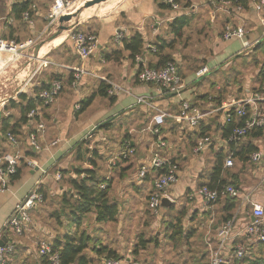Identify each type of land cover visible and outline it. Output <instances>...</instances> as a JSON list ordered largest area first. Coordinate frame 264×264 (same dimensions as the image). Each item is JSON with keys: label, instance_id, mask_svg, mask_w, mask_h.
Segmentation results:
<instances>
[{"label": "crops", "instance_id": "1", "mask_svg": "<svg viewBox=\"0 0 264 264\" xmlns=\"http://www.w3.org/2000/svg\"><path fill=\"white\" fill-rule=\"evenodd\" d=\"M39 1L44 2L43 6L38 3L34 5L36 14L32 19L28 18L29 21H26L28 26L24 23L26 26L20 34V37H28L25 43L33 40L34 36L31 35L39 29L46 15V7L49 1ZM209 1L206 0L197 9L193 3L189 7L192 9L195 6L191 14L203 9ZM14 4L15 0H0V38L8 36L9 27L15 25L11 17V8ZM235 9L236 6L232 8V5L228 10H223L221 13H215L214 9L209 13L208 20L202 18L194 26L193 32L189 35L192 46L189 58L194 65L199 66V70L204 69L206 73L198 81L190 83L195 74L185 80L179 72V76L186 84L180 96L161 94L154 85L139 83L137 80L139 66L142 65L146 68L151 62H155L150 57L151 54L144 52L142 56H136L141 61L136 62L135 57V62H132L128 58V53L122 50V45L114 43L113 37L121 28L126 31L125 37H129L136 30L148 35V42H145L146 48L154 44L158 35L162 36V32L166 31L168 24L173 19L163 20L162 13L158 11L153 0H135L134 4L111 21L83 23L77 26L78 28H80L79 26L82 27L81 31L77 30L78 32L93 35L97 39L98 48L88 61L82 63L78 60L72 43L68 41L69 57L72 59L69 66H83L88 71L93 72L96 78H83L74 89L67 84L70 73L57 70L59 74H62V90L54 104L43 114L41 124L44 130L42 132L37 131L36 135L37 143L41 149L35 153L38 159H32L37 162L40 169L46 170L48 175L44 178L40 170L27 168L23 170L19 179L10 183L7 192L0 194V232L3 225L12 216L17 202L33 191L36 184L42 185L51 199V202H42L40 207L38 206L29 212L33 224L30 231L17 240V253L14 255L17 264L28 259L37 260L38 244L41 241L51 243L55 237H59L60 240L73 238V246L83 244V253L90 260V263L87 261V264H102L103 257L97 255L101 246L108 249L109 253H115L122 264H134L131 261L132 258L134 260L132 252L140 244L145 245L142 248L144 250L140 251V264H151L147 257H143L144 254L146 255L147 249H206L204 251L209 254V249H215L217 245L216 229L221 225L219 220L223 201L216 202L210 211H203L201 200L196 195V191L207 185L215 188L222 180L226 181L228 185H233L240 193L248 194L253 202L264 208V158L259 164H253L250 161V156L247 164H242L234 159L231 168H225L222 164L218 182L214 181V178L210 179V174L216 163L215 158L228 156L229 152L233 150L236 152L237 147H239L237 145L233 148L227 144V139L220 132L225 127L223 118L225 113L214 110L201 120L212 126V130L215 132L209 138L210 145L199 155H195L193 149L190 152L187 146L183 144L185 134L191 132L192 129H187L186 125H178L173 120H166L161 128L160 140L164 145L160 149V154L170 161L175 159L176 164L180 165L178 182L168 191L171 205L165 214L161 213V215L156 216L148 209L147 199L155 179L152 174L154 169L150 164V151L158 141L145 131L151 119V113L144 106L135 105L134 97H149L156 107L170 115H178L182 100L192 103L194 107L202 111H207L213 106H216L215 109H217L228 101L239 102L253 94H258L253 91V88L257 87L255 80L260 72H264V55L260 50L255 51V48L264 40L246 51H242V45L239 43L240 45L237 49L235 48L236 50H232L225 56L218 50L221 42L229 41H225L220 35L228 25L233 28L242 27L246 32L245 39L250 43L259 39L258 18L250 5L247 3V8L239 12ZM212 14L214 15L213 19ZM152 27L154 28L152 29ZM43 29L40 30L41 33ZM211 35L214 40L209 46L206 41ZM164 38L165 36H163ZM233 40H236L233 43L238 44L237 41L239 40ZM59 47L52 48L46 55L47 58L51 60L54 51L62 52L58 49ZM241 52H245V54ZM237 53L241 54L238 55ZM66 57L63 56L62 52L61 60ZM242 57L249 58V62L237 66V68L239 67L236 70L238 73L233 75V78L229 79V77L222 76V71H229L233 60ZM174 60L179 64V54L174 55ZM62 62L64 63V60ZM244 72L248 73H245L244 76ZM47 78L43 76L39 81ZM106 81L123 87L129 91V94L108 95L107 93L106 97H100L98 95L101 89L99 85L108 86ZM259 95L264 98V91ZM218 100H220V104L216 105L215 102ZM82 101H88L89 105L83 112L76 115L80 108L75 111L74 107L76 105L80 107ZM6 104L3 103L0 106V114L3 113ZM256 108L257 111L264 110V102L257 103ZM254 112L252 109L249 110L251 116L254 115ZM107 122L111 128L106 132L100 131L99 126ZM262 131L264 132V129ZM82 142H87L90 149L98 150L100 157L104 159L98 163L100 174L106 180L111 179L109 195L111 202L116 205L117 214L114 215V218L110 217L108 222L104 224L96 223L94 213L83 215L82 223L79 226L70 224L71 215H62L58 220L52 215L55 211L60 210L59 198L68 191V188L60 186V181L56 182L53 179L54 174L74 167L72 159L76 144ZM245 142H249L256 147L257 151L264 153V133L260 138L251 139L248 137ZM121 143H129L134 148L135 153L130 156L128 162H126L127 160L112 162L124 146ZM22 146L19 143L18 148L21 153L20 147ZM0 148L7 150V152L11 151L8 142H3L1 135ZM87 167L92 169L89 165ZM141 170L146 171L150 177L149 180L139 178L138 175ZM245 181L249 182L250 186H247ZM102 185L106 186L105 183ZM172 208L185 213L182 221L185 239L180 240L177 247L171 241L169 242L166 233L167 224L171 221L169 213H171ZM147 210H149L150 215ZM250 211L251 207L247 204L236 215L235 231L251 222ZM37 213L40 215L37 216ZM235 214L236 210L233 216ZM76 215L80 214L76 213ZM157 238L162 239L163 243L158 244ZM241 240L238 238L235 242ZM59 242L62 244V241ZM122 258L124 259L122 260ZM135 261L138 263L137 259Z\"/></svg>", "mask_w": 264, "mask_h": 264}, {"label": "built area", "instance_id": "2", "mask_svg": "<svg viewBox=\"0 0 264 264\" xmlns=\"http://www.w3.org/2000/svg\"><path fill=\"white\" fill-rule=\"evenodd\" d=\"M242 1H247L251 9L255 12L259 28L261 29V37L255 42H248L245 39L246 32L242 27L233 28L229 25L225 27L222 38L227 41L231 39H237L241 41L242 50H250L254 48L260 41L264 40V0H221L219 8L216 9L217 12L223 10H228L231 5L236 6L238 12L243 10L241 5ZM163 2L168 3L172 6L174 10H178L179 6L173 3V0H163ZM70 6V0H54L49 6L45 20H47V26L50 21V25L57 21L61 16L69 15L67 10ZM34 9L35 6H32ZM195 6L192 7L194 9ZM212 19L214 15L212 14ZM28 13H24L23 19L28 20ZM31 25V23H29ZM46 26V27H47ZM45 27V28H46ZM76 27H72L68 30L67 38L73 45L74 51L78 60L85 63L92 57L98 48L97 39L90 34L81 33L75 30ZM154 27H152L153 29ZM125 29H119L113 39L116 45H120L125 37ZM23 43L16 45L13 42H7L0 39V50L11 52V48H22L25 44ZM152 51H154L152 49ZM141 61L139 57H136V62ZM44 68L47 66H54L59 70L68 72L72 74L71 87L76 88L78 84L87 77H95L96 75L88 71L83 66H69V65H57L52 62H43ZM206 70L202 69L195 73V78L199 79L203 77ZM137 80L141 84H152L159 89L161 94H171L174 96H180L186 87V84L179 76V66L178 63L169 62L163 68L155 70L149 68H143L138 72ZM109 89L107 90L108 95H113L115 93H125L129 94V91L125 90L123 87L107 82ZM62 90V82L56 80L51 83L47 90H43L38 94V99L42 101L43 106L50 107L54 104ZM135 105L144 106L153 112V115L146 127L145 131L156 138L155 147L150 151L151 155V167L153 169L163 170L164 173L153 181L154 192L150 195L148 199V207L153 213V215L159 216L161 213L160 202L162 198H168V191L172 186L178 182L179 169L177 164L165 158L160 154V149L164 145L161 139V128L164 126L166 120H173L178 125H186V127L194 128L199 122L210 115L212 111H218L225 113L224 123H229L231 119V114L229 113L232 109H235V114L237 117H243L246 115L248 109H252L254 115L247 120L243 127H235L231 130L226 142L229 146L235 148L238 144L242 143L248 132L251 129L258 128L264 129V110L257 111V103L264 102L258 94H253L241 101H228L222 104L217 109L210 108L207 111H202L188 101L182 100L180 111L178 115H170L166 111L156 107L151 102L149 97L137 96L134 97ZM79 106L76 105L74 110H79ZM37 111L32 110L27 115L28 118L35 117ZM7 116L8 113H3ZM44 127L42 124L36 126V131L42 132ZM8 145L11 148L10 152H6L2 157H0V194L7 192L10 188V179L16 174L18 167L22 160H25L26 167L28 169H38L41 171L42 176L45 178L48 173L44 169H40L36 161L32 159H25L22 153L18 149L17 140L12 137L9 133L6 135ZM210 139L203 138L199 140L196 146L193 148V153L199 155L202 153ZM29 143L31 148L36 152L41 148L37 143V137L34 133L29 136ZM234 151V150H233ZM233 151L227 156L224 162L225 168H231L233 166ZM135 153L134 148L129 144L125 143L122 150L115 156L112 162L125 161L130 156ZM264 158V153L261 151H256L250 155V161L253 164H259ZM111 162V161H110ZM111 162V163H112ZM146 171L141 170L139 173V178L144 179L146 176ZM56 182L61 180V174L56 172L53 178ZM105 186L101 185L100 188L103 189ZM39 184H36L33 191L26 195L23 199L19 200L15 205L14 211L10 219L3 225L0 232V242L3 243L0 246V264H6L9 260L10 255L15 252L16 245L18 243V238L22 237L24 233L30 231L32 226V220L29 216V212L36 209L43 202L42 195L37 192ZM196 195L201 200V208L203 211H210L216 201L221 197L239 198L240 204L236 210V214L219 226L216 231L217 245L215 249H209V264H232L231 258L234 257L237 260L249 255V250L247 247L252 246L255 243H264V208L253 202L248 194L240 193L234 186L227 185L220 189L218 187L208 188L207 186H202L196 191ZM247 204L251 207V217L253 221L245 224L242 228L236 229V219L238 213ZM243 239L244 243L236 242L231 247L229 245L233 243L236 239ZM229 251V252H228ZM38 256L47 258L50 264H59V254L54 251L52 245L49 241H41L38 244ZM102 264H122L120 260L113 259H103Z\"/></svg>", "mask_w": 264, "mask_h": 264}, {"label": "trees", "instance_id": "3", "mask_svg": "<svg viewBox=\"0 0 264 264\" xmlns=\"http://www.w3.org/2000/svg\"><path fill=\"white\" fill-rule=\"evenodd\" d=\"M50 3V0H48ZM53 3L54 0H51ZM155 5L158 8V11L162 13L163 20H169L172 18L173 20L171 23L168 24L166 31L161 36H157L154 40V44L151 45L149 48H146V43L148 42V35H145L144 32L135 31L133 32L129 37H125L122 42V50L126 53H128V58L132 62H135L136 56H142L144 52H148L150 57L155 61L151 62L146 68L149 69H161L163 68L167 63L174 62V55L177 53L179 54L181 66L179 67L180 75L183 79L188 80V78L191 75H194L197 70H199V66H196L193 64V61L189 58L190 52L192 49H190L192 46L190 45V37L189 35L193 32L194 26L200 22L202 18H209V13L215 9V7L219 6V0H210L207 4L204 5V8L201 10H198L196 12H193L194 14H191L192 9H189L191 5L195 2V0H173L174 4H177L179 6L178 10H174L171 5L168 3L163 2V0H153ZM40 4L43 6L42 1L39 0H15V4L11 8V17L15 25H11L8 30V36H2L0 39L7 42H13L16 45L23 44L26 40H28V37H20V34L23 32L24 27L28 24L23 19L24 13H28L29 17L32 19L33 16L36 14V10L32 8L35 4ZM47 3L46 7V13L50 6V4ZM243 10L247 8V1H242L241 3ZM44 6H46L44 4ZM232 8H234V5H232ZM186 15V16H182ZM190 14V15H189ZM46 16V15H45ZM171 16V17H170ZM45 20V17L43 21ZM47 21V20H45ZM26 25H25V24ZM46 26V25H45ZM76 30V29H75ZM77 31V30H76ZM224 32V31H223ZM205 33V32H204ZM16 35V36H15ZM220 35H223V33H220ZM163 36L165 38L163 39ZM68 41L70 40L67 38L66 41H64L58 49L63 52V56H67L64 58V63H59L57 65H70V62H72V59H70V50L68 47ZM150 45V43H149ZM152 49L154 51H152ZM190 49V50H189ZM189 50V51H188ZM261 51V53L264 55V41L263 43H260L256 48L255 51ZM70 59V60H69ZM139 64V63H137ZM178 64V66H179ZM264 66V65H263ZM143 68L142 65L139 66L138 72H140ZM264 68V67H263ZM59 71V69H57ZM57 70L50 71L49 74H47L45 77H48L47 79H44L42 81L36 82L35 86L32 89V92H23L17 95L15 100L8 101L6 106L3 109V113H9V115L4 116V114H0V135L3 138V142L7 141L6 135L9 133L12 137H14L18 145L19 143L23 146L20 147L22 150V155L25 159H38V156L35 154L36 152H33L34 150L31 148L29 143V136L31 133H34L37 135L36 126L38 124H41L43 119L44 112L49 108L45 107L42 104V101L38 99V94L43 91L47 90L51 83L60 80L62 74H59ZM62 71V70H60ZM65 72V71H64ZM195 79V80H194ZM201 79V78H200ZM199 79L191 78L190 83L196 82ZM72 82V74L70 73L68 75L67 84L71 85ZM255 83L257 84L256 88H253V91L255 93L262 94L264 91V72H260V75L256 78ZM100 97H106L107 95V89L108 86H104L102 84L99 85ZM216 105L220 104V100L215 102ZM89 105L88 101H82L80 102V110L76 112V115L83 112ZM216 106H213L212 108H215ZM149 110L148 108H145ZM36 110L37 113L35 117L28 118L27 115L30 111ZM249 110H247V113L243 117H237L235 114V109H232L230 111L231 119L229 123H224L225 127H223L220 132L222 135L227 139L231 130L235 127H243L245 122L251 118V114H249ZM151 113V117L153 115V112L149 110ZM150 117V118H151ZM214 123V122H213ZM215 126L216 123H215ZM100 131L106 132L111 127H109L108 122L101 124L99 126ZM187 129H192L191 132L185 134V141H183V144H185L190 152H192V149L196 146L197 142L200 139L203 138H211L214 134V130H212V126L208 125L206 122L200 121L199 124L194 128L186 127ZM262 129L254 128L251 129L246 138H260L263 135ZM151 135V134H150ZM153 139L156 138L151 135ZM245 138V140H246ZM244 140V141H245ZM244 141L242 143H244ZM238 144L239 147H237L236 152L233 153V160L235 159L238 162H241L242 164H247L249 160V156L256 152V147L249 144V142H245L244 144ZM123 144V143H121ZM242 144V145H241ZM25 145V146H24ZM124 145V144H123ZM210 145H207V147ZM240 148V151H239ZM1 149V148H0ZM19 149V148H18ZM7 150L1 149L0 150V157H2ZM230 154V152H229ZM227 158V155H224V157H216L213 168L214 170L210 174V179L214 178L216 182H218L219 174H220V168L224 165L223 162H225V159ZM130 157L127 159L126 162H128ZM73 166L66 170H62L60 172L61 174V180H60V186L62 188L66 187L68 188V191L62 194V196L59 198L61 203V208L58 211H55L52 215L57 220L62 215H71L70 224H74L76 226H79L82 222V217L85 214L88 213H94L96 216V223L104 224L108 222L109 218H114V215L117 214V208L116 205L111 202L109 191H110V183L111 179L106 180L105 177H103L100 174V168L98 166V163L101 162L100 160H104L102 157H100L97 149H90L88 147L87 142L77 143L76 149L73 154ZM173 163L176 164V160L172 159ZM223 164V165H222ZM91 166L92 169H89L88 167L84 166ZM178 169H180V165H178ZM27 169L25 160H22L20 163V166L17 169L16 174L10 179V183L19 179L21 173L23 170ZM164 173L163 170L160 169H154L152 170L153 178H158ZM146 180H149V175L146 174L145 176ZM154 179V180H155ZM105 183L106 186L101 189L100 186ZM228 183L224 180H222L220 183L217 184L216 187L219 189L223 186H227ZM233 186V185H232ZM208 188H213L210 185H207ZM37 192L42 195L43 202L50 201L51 199L48 195L47 190L40 185ZM154 192V188L152 186L151 193L148 196V199L150 195ZM147 199V201H148ZM223 201V209L221 211V216L219 223L221 221V224L228 221L233 217V213L240 204L239 198H230V197H222L219 198L216 202ZM41 205V204H40ZM40 207V206H39ZM149 209V208H148ZM35 210V209H34ZM150 210V209H149ZM149 210H147L148 214ZM68 211V213H67ZM151 211V210H150ZM76 213H79L81 215H76ZM171 221L167 224V230L166 233L168 234V240L174 243L177 247V244L180 240L185 239V236L183 237V225L182 221L184 219L185 213L182 211H177L176 209H171ZM112 220V219H111ZM151 220V219H149ZM33 224V223H32ZM61 225L59 221V226ZM216 226V225H215ZM219 228V227H218ZM217 228V229H218ZM216 229V231H217ZM25 234V233H24ZM23 234V235H24ZM62 241V244L59 242ZM74 240L73 238H69L67 240L62 238V240L59 239V237H55L53 241L51 242L52 248L54 251L58 252L59 254V264H87V261L90 263V260H88L85 253H83L82 246L80 244L78 246H73ZM244 243L246 246L245 241L243 239L239 243ZM82 243V242H81ZM84 243V242H83ZM233 243L229 245L231 247ZM143 247H145L144 244L137 245L135 249L132 252V256L134 259L138 256ZM249 250V255L243 257L240 260L235 259L234 257L231 258L232 264H264V243H255L252 246L247 247ZM17 249H15V252L10 255L9 260L6 264H13V259H16L14 255H16ZM229 252V251H228ZM36 254L38 255V249L36 250ZM97 255L99 257H103V259H113V260H120V258L114 253H109L108 249H104L103 246L100 247V249L97 251ZM30 260L29 262L23 261L21 264H50L47 258H43L38 256L37 260ZM209 264V260H208Z\"/></svg>", "mask_w": 264, "mask_h": 264}, {"label": "rangeland", "instance_id": "4", "mask_svg": "<svg viewBox=\"0 0 264 264\" xmlns=\"http://www.w3.org/2000/svg\"><path fill=\"white\" fill-rule=\"evenodd\" d=\"M84 0H70V5L72 3H79ZM135 0H127L122 5L115 6L111 11L109 10L107 13L104 14L103 17H93L89 20H82L79 21V15L72 19L69 23L63 24L64 27L71 29L72 27H76L75 29L78 31L82 30V27L78 25H81L83 23H90V22H106L111 21L112 19L116 18L120 15L122 11L127 10L132 4H134ZM206 0H195V6L196 9L205 3ZM51 5L50 3H48ZM219 8V6L215 7V13L217 12L216 9ZM223 12V11H221ZM219 12V13H221ZM109 13V14H108ZM224 14V13H223ZM45 15V14H44ZM218 15V14H216ZM223 18V17H222ZM71 23V24H70ZM47 26V21H42L41 25L39 26V29L36 32H33L31 36H34L31 44H25L22 48H16V52H7L2 51L0 52V55L2 58H10V61L6 62L1 68H0V106L3 103H7L8 101L15 100L17 95L23 92H28L33 89V86L39 79H41L43 76H46L47 73H50V71L57 70L54 66H47L44 68L43 62H52L55 64L62 63L61 60V54L60 51H54L51 55V60L45 56L44 58L40 60L37 59V54L39 52V49L45 45L46 43L50 42V40L57 36H60V34L64 33V31L57 32L58 31V20L55 21L50 25V21L48 26L43 29V27ZM66 25V26H65ZM42 33L40 30H42ZM41 33V34H40ZM58 33V34H57ZM164 33V32H163ZM162 33V35H163ZM39 34V35H38ZM67 34L68 31H65V40H67ZM258 36L261 37V29L258 28ZM213 39V36L208 37V41H206L207 45H211ZM250 40V39H249ZM236 40H229L227 42H221V44L218 47V50L221 52V54L228 55L232 52L235 48L237 49L239 47V43L241 41H237L238 44L233 43ZM25 43V42H24ZM22 44V43H21ZM242 45V44H241ZM202 47V46H201ZM200 47V48H201ZM235 49V50H236ZM245 51V50H242ZM4 52V55L2 54ZM223 52V53H222ZM7 53V54H6ZM15 53V54H14ZM242 54H245V52H241ZM241 53H237L240 55ZM10 54H12L10 56ZM246 62H249V58L242 57L240 59H235L232 61V65L229 69V71H222V76L233 78V75L237 74L236 72L237 66H240L242 64H245ZM30 66V67H29ZM245 73L244 72V76ZM17 76V77H16ZM5 100V101H4ZM1 112V111H0ZM94 147V145H92ZM87 168V166H84ZM247 186H250V183L245 181ZM44 211H46V208H44ZM40 214L37 213V216ZM161 215V213H160ZM39 219V218H37ZM158 240V244H162L163 240ZM146 255L144 254L143 257H147V260L151 262V264H158L161 262V264H208V253L204 250L206 249H147ZM17 251V250H16ZM142 252V251H141ZM141 252L136 257L138 263L141 262ZM124 258H122L123 260ZM131 259V258H130ZM145 259V258H143ZM10 261V260H9ZM30 260H27L29 262ZM131 261L134 264H138L135 259H131ZM13 264H17L16 259H13ZM21 264V263H19Z\"/></svg>", "mask_w": 264, "mask_h": 264}, {"label": "bare ground", "instance_id": "5", "mask_svg": "<svg viewBox=\"0 0 264 264\" xmlns=\"http://www.w3.org/2000/svg\"><path fill=\"white\" fill-rule=\"evenodd\" d=\"M87 1H91V0H84L79 3H72L68 8L67 13L72 14L81 10V13L78 16L79 21L89 20L93 17H103L104 14L107 13L109 10L111 11L115 6L119 4L122 5L127 0H107L106 2L83 9V4L84 2ZM65 38L66 36L64 31V33L60 34V36H57L54 40L46 43L45 45L43 44V46L39 49V52L37 54V59L41 61V59L44 58L52 48L55 49L56 47H59V45H61L64 42ZM0 52H2V50H0ZM11 52H16V51L15 49L11 48ZM2 54L4 55V52ZM11 55L12 54H10V56ZM8 61H10V58H2L0 55V68Z\"/></svg>", "mask_w": 264, "mask_h": 264}, {"label": "water", "instance_id": "6", "mask_svg": "<svg viewBox=\"0 0 264 264\" xmlns=\"http://www.w3.org/2000/svg\"><path fill=\"white\" fill-rule=\"evenodd\" d=\"M106 1L107 0H91V1L84 2L83 9L92 7L94 5H97V4L106 2ZM80 13H81V10L80 11H77L75 13L69 14V15L61 16L58 19L59 26H58V31L57 32L59 33L61 31H66V30L68 31L69 29L66 28V27H64L63 24L69 23L72 19L76 18ZM56 37H57V35L55 37H53L51 40H54ZM170 205H171L170 199H168V198H162L161 199V202H160V210H161V213L162 214H165L167 212V210H168V208H169ZM251 221H253V218H251ZM2 245H3V243L0 242V246H2Z\"/></svg>", "mask_w": 264, "mask_h": 264}]
</instances>
